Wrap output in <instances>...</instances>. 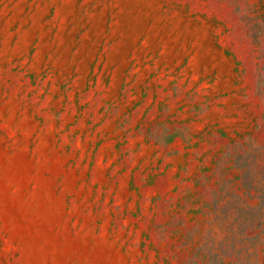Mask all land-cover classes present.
<instances>
[{
    "label": "rangeland",
    "instance_id": "rangeland-1",
    "mask_svg": "<svg viewBox=\"0 0 264 264\" xmlns=\"http://www.w3.org/2000/svg\"><path fill=\"white\" fill-rule=\"evenodd\" d=\"M0 264H264V0H0Z\"/></svg>",
    "mask_w": 264,
    "mask_h": 264
}]
</instances>
